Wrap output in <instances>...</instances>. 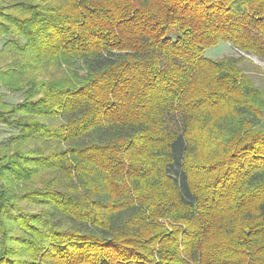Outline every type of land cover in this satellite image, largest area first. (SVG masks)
Returning <instances> with one entry per match:
<instances>
[{
  "label": "trees",
  "instance_id": "obj_1",
  "mask_svg": "<svg viewBox=\"0 0 264 264\" xmlns=\"http://www.w3.org/2000/svg\"><path fill=\"white\" fill-rule=\"evenodd\" d=\"M249 28L264 34V0H0L17 130L0 264H264L263 102L235 57L205 55L264 58Z\"/></svg>",
  "mask_w": 264,
  "mask_h": 264
},
{
  "label": "rangeland",
  "instance_id": "obj_2",
  "mask_svg": "<svg viewBox=\"0 0 264 264\" xmlns=\"http://www.w3.org/2000/svg\"><path fill=\"white\" fill-rule=\"evenodd\" d=\"M250 39L256 41L260 44L264 49V34L260 33L257 28H249L248 30ZM1 45V43H0ZM205 55L209 58L215 60H221L225 56H233L239 61V66L242 68V71L245 73L248 81L254 87L255 90L258 91L259 96L262 101V107L264 110V58L259 55H254L252 53H246L243 50H239L236 47L229 44L227 41L221 40L218 43L209 46L205 50ZM1 65L5 64V61L0 62ZM9 65V64H8ZM6 92L5 100L11 103H16L22 99L21 93H12ZM189 105L191 106L190 102ZM174 115V116H173ZM229 117V116H228ZM167 118V122H165V132H174L175 130L182 129L183 122V114L180 111H176L173 114H169ZM241 119L238 118H230L232 123L240 122ZM237 123L233 125L229 130H225L224 135H232L234 131V127H237ZM229 128V127H228ZM17 130L14 126L1 123L0 122V142L5 141L9 138L12 133H16ZM163 221V220H162ZM189 228L186 224L177 223L172 226H168L167 230L172 231L173 229L187 230ZM211 235V234H210ZM219 238L222 241V236H213V238Z\"/></svg>",
  "mask_w": 264,
  "mask_h": 264
}]
</instances>
